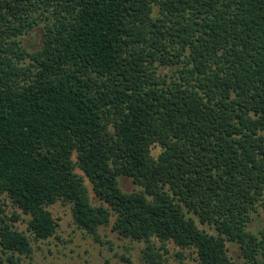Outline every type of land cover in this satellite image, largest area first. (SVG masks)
<instances>
[{
	"label": "trees",
	"instance_id": "obj_1",
	"mask_svg": "<svg viewBox=\"0 0 264 264\" xmlns=\"http://www.w3.org/2000/svg\"><path fill=\"white\" fill-rule=\"evenodd\" d=\"M56 202L96 240L113 218L197 264H231L226 241L264 264V0H0V264L55 235Z\"/></svg>",
	"mask_w": 264,
	"mask_h": 264
},
{
	"label": "rangeland",
	"instance_id": "obj_2",
	"mask_svg": "<svg viewBox=\"0 0 264 264\" xmlns=\"http://www.w3.org/2000/svg\"><path fill=\"white\" fill-rule=\"evenodd\" d=\"M39 31H32L27 36L26 43L29 47L39 44ZM159 151L158 145L152 146L153 156H157ZM85 182L89 195L93 197L87 178ZM120 185L128 192L139 188L132 179L126 177L120 178ZM4 200L5 210L9 215L16 208L8 198ZM48 208L58 222L56 233L44 240L32 239V252L29 255H21L20 264H197L198 262L193 248H180L172 241L161 243L156 238H152L148 244L118 235L111 230L113 218L107 226L97 230L99 240H96L94 234L81 229L74 223L70 204L56 202ZM27 219V216L21 214L15 226L19 230H25ZM197 224L208 232H215L213 228L200 224L198 220ZM263 227L264 205H259L257 211L252 214L248 228L257 232ZM226 246L231 264H248L237 243L226 241ZM148 248L151 249V253H147ZM1 264H7V262Z\"/></svg>",
	"mask_w": 264,
	"mask_h": 264
}]
</instances>
